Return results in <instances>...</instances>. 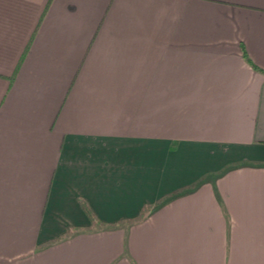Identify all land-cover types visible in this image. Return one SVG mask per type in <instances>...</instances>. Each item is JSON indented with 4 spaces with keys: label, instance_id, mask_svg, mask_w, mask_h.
<instances>
[{
    "label": "crops",
    "instance_id": "obj_1",
    "mask_svg": "<svg viewBox=\"0 0 264 264\" xmlns=\"http://www.w3.org/2000/svg\"><path fill=\"white\" fill-rule=\"evenodd\" d=\"M0 264H264V0H0Z\"/></svg>",
    "mask_w": 264,
    "mask_h": 264
},
{
    "label": "trees",
    "instance_id": "obj_2",
    "mask_svg": "<svg viewBox=\"0 0 264 264\" xmlns=\"http://www.w3.org/2000/svg\"><path fill=\"white\" fill-rule=\"evenodd\" d=\"M193 188H195V187H185V188L180 189V190H178L176 192H173V193H171L169 195H166V196L160 198L155 203V205L153 206V208H156V207L159 208L160 206L166 204L170 200L175 199V198H178V197H180V196H182L184 194H187L188 192L192 191ZM79 204H80L83 212L86 214V216L88 217V219H89V221L91 223V226L90 227L93 228L95 225L99 224V221L97 220V218L95 217V215L93 214V212L91 211V209L89 208V206L84 201H82V200H79ZM150 208H152V207H145L141 211L140 215L137 218L132 219V220H129L128 223L137 222L140 219H142L145 216L147 210H150ZM71 232L72 231L70 229L67 230V232L64 235H62L61 237L57 238V240L62 239L64 236H68Z\"/></svg>",
    "mask_w": 264,
    "mask_h": 264
}]
</instances>
